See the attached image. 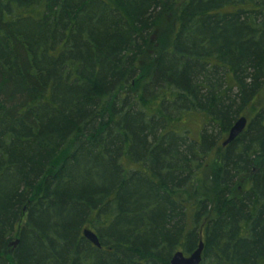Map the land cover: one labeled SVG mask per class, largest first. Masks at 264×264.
Wrapping results in <instances>:
<instances>
[{"label":"trees","instance_id":"1","mask_svg":"<svg viewBox=\"0 0 264 264\" xmlns=\"http://www.w3.org/2000/svg\"><path fill=\"white\" fill-rule=\"evenodd\" d=\"M200 240L264 264V0H0V264Z\"/></svg>","mask_w":264,"mask_h":264},{"label":"water","instance_id":"2","mask_svg":"<svg viewBox=\"0 0 264 264\" xmlns=\"http://www.w3.org/2000/svg\"><path fill=\"white\" fill-rule=\"evenodd\" d=\"M247 124V119L245 117H239L228 131L227 137L222 142L225 146L231 143L239 134H241ZM83 235L88 239L93 245L99 247V242L97 236L90 230L84 229ZM12 242V245H15ZM203 242L200 240L195 250H193L189 255H184L182 251H177L173 254L170 264H200L202 259Z\"/></svg>","mask_w":264,"mask_h":264},{"label":"rangeland","instance_id":"3","mask_svg":"<svg viewBox=\"0 0 264 264\" xmlns=\"http://www.w3.org/2000/svg\"><path fill=\"white\" fill-rule=\"evenodd\" d=\"M151 48H152V46H151ZM150 50H151V49H149V52H150ZM146 60H147V59L144 58V62H146ZM196 129H197V127L195 126V127H194V130H196Z\"/></svg>","mask_w":264,"mask_h":264}]
</instances>
